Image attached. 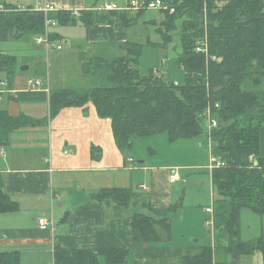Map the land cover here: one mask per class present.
<instances>
[{
  "label": "crops",
  "instance_id": "crops-1",
  "mask_svg": "<svg viewBox=\"0 0 264 264\" xmlns=\"http://www.w3.org/2000/svg\"><path fill=\"white\" fill-rule=\"evenodd\" d=\"M45 3L73 16L75 11L95 13L93 25H59L50 29L55 45L62 47L60 50H46L35 41V49L62 53L60 59L80 73L81 67L93 58L124 57L125 45L139 44L130 35L137 13L124 9L125 3H104L121 7L112 13L100 10L104 4L94 7L90 0H34L18 6L37 7ZM150 37L148 46L155 44ZM33 55L28 65L36 66L41 57ZM28 70H21L20 75L16 72L12 88L6 82L0 83V111L38 122L14 130L8 143L0 147V191L19 205L15 213H0V252H19L21 264H55L58 247L99 252L98 261L90 264H181L182 258L197 256L208 246L213 250L214 264H264L260 250L243 255L239 261L226 252L229 246L226 224L231 206L213 187L209 169L211 142L208 150L206 144L202 145L205 151L201 153L197 143L192 146L197 139L184 140L187 141L184 148H172L170 153L169 147L178 141L170 144L165 136H156L135 144L133 155L125 159L117 147L112 121L100 118L93 103L63 109L51 118V91L73 87H64L62 75L52 76L47 70L44 77L43 72L36 71V75L44 77L41 78L28 76L25 74ZM29 79H40L42 87L32 89ZM159 137L166 139V151H158L155 140ZM197 151L196 158L203 155L200 167L182 163L181 158L191 159ZM260 157L264 159V128ZM195 178L205 180L203 203L191 200V180ZM108 188L132 190L135 197L126 210L118 211L111 199L97 197ZM209 208L212 213L206 212ZM156 209L169 210L170 239L154 246L132 248L131 216L153 215L152 210ZM244 217L250 216L243 212L242 220ZM40 218L52 221L53 229L41 230ZM210 219L214 224L207 227ZM261 226L259 237L242 240L264 239V220ZM116 250H126L127 259L114 262Z\"/></svg>",
  "mask_w": 264,
  "mask_h": 264
},
{
  "label": "trees",
  "instance_id": "trees-1",
  "mask_svg": "<svg viewBox=\"0 0 264 264\" xmlns=\"http://www.w3.org/2000/svg\"><path fill=\"white\" fill-rule=\"evenodd\" d=\"M131 1L126 0V3ZM162 1L175 10L174 14L164 12L166 19L158 28L164 37V42L158 46L163 50H168L173 40L170 32L176 29V21L189 18L182 23V52L177 57L178 66L185 73V83L176 85L153 70L143 75L137 68L143 46L128 43L125 45L126 56L93 58L81 67V75L90 84L88 88L52 90L50 117H56L66 108L93 103L100 118L112 121L117 147L125 159L133 155L135 144L152 137L165 136L170 144H174L207 136L212 155L226 164L212 171L215 192L231 206L226 224L229 234L226 252L232 253L235 261L256 250L262 251L264 256V239L246 242L241 234L243 210L264 216V163L260 157L261 130L264 128V0ZM0 4L7 8L14 6L3 0ZM146 11L137 12L135 17L139 18ZM50 16L62 26L95 23L93 12H81L77 18L60 10ZM44 31L45 17L41 13H0L2 42L30 41ZM206 36L210 55L221 62L208 60L195 52L197 40ZM16 65L17 57L0 54V69L6 73L5 82L9 88H12L17 72ZM46 73L43 70V76ZM209 108L213 109V118L219 124L208 136L205 113ZM37 123L0 111V147L8 143L14 130ZM251 157H254L253 162ZM97 197L111 199L116 209L123 211L135 194L129 189L108 188L101 190ZM18 210V203L0 191V213ZM152 213L131 216L132 248L154 246L170 239L169 210L156 209ZM113 254L114 262H123L128 257L126 250H116ZM98 259L99 252L94 251H67L60 247L55 251V264H90ZM180 263L214 264L213 250L204 247L199 255H187ZM0 264H21V255L19 252H0Z\"/></svg>",
  "mask_w": 264,
  "mask_h": 264
},
{
  "label": "rangeland",
  "instance_id": "rangeland-1",
  "mask_svg": "<svg viewBox=\"0 0 264 264\" xmlns=\"http://www.w3.org/2000/svg\"><path fill=\"white\" fill-rule=\"evenodd\" d=\"M6 1L9 4H12L14 6H18L21 3H33L34 0H3ZM93 1L94 7L103 5L104 3L108 1H115L116 3H119L120 5L126 3V0H90ZM3 5V4H0ZM136 18V17H134ZM166 19V14L164 12L161 14V12L158 11H152L148 10L143 15L139 16V18H136V24L131 28L130 35L134 39L135 42L139 43V45L142 47V54L140 57V61L138 64L139 70L143 75H148L152 70L155 72L160 73V75L165 76L169 81L173 82L176 85H183L186 81L185 79V73L182 68L178 66L177 63V57L182 52V43H181V33L182 31V23L184 21H188L189 18L184 17L183 19H178L176 21V29L171 30V35L173 37L172 42L168 46V50H163L158 45L155 44H161L164 42V37L158 30L159 25L161 24V21L163 22ZM154 21L157 22V24L154 23ZM151 35V40L153 41V45L148 46L146 44L147 37ZM35 38L31 39L30 41L22 40V41H14L10 40L7 42L0 41V54L6 55V56H15L17 57V65L16 70L18 74L21 73V70L23 67H31L30 70L25 72L28 76H38L41 77V75H36V71L43 72V70L47 71L52 74V76H60L62 75L64 77V80L66 81L64 84V87H73L75 89H84L88 88L90 86L88 80L84 78L80 71H77L74 67L69 66L66 64L65 60L60 59L59 54L57 52H50L47 53L45 51H42L40 49H35ZM66 50H69L68 47H65ZM33 54H37L38 58L41 57L39 60H37V65L30 64L28 65V60L31 57H34ZM222 61V60H221ZM27 64V65H26ZM73 73V74H72ZM72 74V75H71ZM68 75H71V77H68ZM45 77V76H44ZM41 77V78H44ZM7 77L4 70L0 69V83L3 85L5 83ZM63 85V84H62ZM264 89V85L262 87ZM206 127V125H205ZM206 132L208 134L207 128ZM209 136V134H208ZM199 138V139H198ZM193 138L191 140H195L192 142L197 143V146L201 148V153H203L205 150L203 149L206 144L207 150L208 145L210 144L209 138H205L204 136ZM186 140V139H185ZM189 140V139H188ZM158 145V151H163V149L166 151L167 146H164L166 143L165 138H158L155 140ZM199 141V144L198 142ZM184 140L178 141L177 144H174V146L169 147L170 153L172 148H184L185 147ZM198 151L194 154V156L189 158H181L182 163L186 165H192L197 166L196 168L200 167L202 163L199 161L202 159L203 155H198ZM212 155V153H211ZM185 157V156H182ZM209 158L211 159V156L209 155ZM210 163V162H209ZM211 172V171H210ZM212 173V172H211ZM204 179L195 178L194 181L191 180V194H192V201L195 202L199 201L198 203H203L204 201ZM194 183H199V187L195 186ZM248 214L250 217H244L242 220V214ZM200 212L197 213L199 215ZM254 218V219H253ZM255 220V221H254ZM262 220H264V216L257 215L253 213L252 211L245 209L241 212V234H243L242 239L244 240H251L254 238H257L261 235V224ZM243 225V229H242ZM234 257V256H233ZM232 257V259H233Z\"/></svg>",
  "mask_w": 264,
  "mask_h": 264
},
{
  "label": "built area",
  "instance_id": "built-area-1",
  "mask_svg": "<svg viewBox=\"0 0 264 264\" xmlns=\"http://www.w3.org/2000/svg\"><path fill=\"white\" fill-rule=\"evenodd\" d=\"M124 9L130 12H134V13L140 12L142 10L169 12L170 14H174L175 12L174 9L168 8V6L165 5L162 0H154L150 3L144 0L143 1L133 0L131 2H127L124 6ZM100 10L107 12V13H112V12H117L121 10V7L116 3H107V4H104ZM58 11L59 10H57L55 6L50 5L48 3H45L44 5H38L37 7L13 6V7L7 8L4 5H0V13L38 12V13L43 14L45 17V31L42 35L37 36L35 40L38 45L44 46L46 50L50 48H56L60 50L62 48L60 46L55 45V42L53 41L50 35V29L52 27H57L60 25L59 21L52 19L50 16L52 13H56ZM74 16L79 18L81 16V12L75 11ZM195 52L197 54L204 55L208 60L211 58L213 61L221 62V59H218L217 57L210 55L209 40L207 36L197 40L196 45H195ZM28 85L32 89H35V88H41L43 83L40 79H29ZM216 107L218 108L219 105H217ZM218 124H219L218 120L213 118V109L209 108L205 113V125H206L209 135L213 128H218ZM250 160L253 162L254 157H251ZM129 162H133V160L130 159ZM263 163H264V159H263ZM225 166L226 164L223 161H221V159L211 155L210 166H209V169L211 171H214L215 169H219ZM262 167L264 168V165ZM143 188L147 189L145 186ZM206 212L212 213V209L209 208L206 210ZM213 224L214 222L211 219L206 222L207 227L213 226ZM39 227L41 230H48L51 228L53 229L54 224L52 221H49L46 218H40Z\"/></svg>",
  "mask_w": 264,
  "mask_h": 264
},
{
  "label": "water",
  "instance_id": "water-1",
  "mask_svg": "<svg viewBox=\"0 0 264 264\" xmlns=\"http://www.w3.org/2000/svg\"><path fill=\"white\" fill-rule=\"evenodd\" d=\"M29 69V67L27 66V67H24V68H22V70H28ZM141 163H143V162H141Z\"/></svg>",
  "mask_w": 264,
  "mask_h": 264
}]
</instances>
